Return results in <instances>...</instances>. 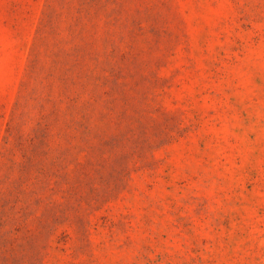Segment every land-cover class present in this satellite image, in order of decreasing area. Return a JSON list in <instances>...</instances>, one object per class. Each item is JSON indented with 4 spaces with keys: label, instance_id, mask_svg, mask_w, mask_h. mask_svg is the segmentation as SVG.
<instances>
[{
    "label": "rangeland",
    "instance_id": "obj_1",
    "mask_svg": "<svg viewBox=\"0 0 264 264\" xmlns=\"http://www.w3.org/2000/svg\"><path fill=\"white\" fill-rule=\"evenodd\" d=\"M0 264H264V0H0Z\"/></svg>",
    "mask_w": 264,
    "mask_h": 264
}]
</instances>
